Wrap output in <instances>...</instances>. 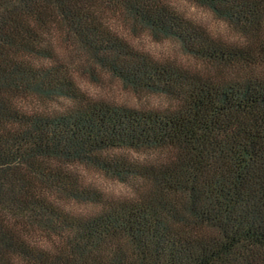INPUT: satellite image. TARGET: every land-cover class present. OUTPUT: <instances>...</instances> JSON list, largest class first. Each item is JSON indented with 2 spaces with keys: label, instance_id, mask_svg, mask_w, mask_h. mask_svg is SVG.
Listing matches in <instances>:
<instances>
[{
  "label": "trees",
  "instance_id": "obj_1",
  "mask_svg": "<svg viewBox=\"0 0 264 264\" xmlns=\"http://www.w3.org/2000/svg\"><path fill=\"white\" fill-rule=\"evenodd\" d=\"M182 1L235 40L172 0H0V264H264V0ZM75 72L170 106L89 97Z\"/></svg>",
  "mask_w": 264,
  "mask_h": 264
},
{
  "label": "rangeland",
  "instance_id": "obj_2",
  "mask_svg": "<svg viewBox=\"0 0 264 264\" xmlns=\"http://www.w3.org/2000/svg\"><path fill=\"white\" fill-rule=\"evenodd\" d=\"M174 6L186 15L189 19L194 21L196 24L207 29L214 37L234 41L235 38L229 33L225 25L220 21L216 20L207 11L194 7L191 4L182 0H172ZM124 34V33H123ZM129 41L136 48L148 52L154 57L160 59H169L176 61L182 66L192 69L195 67V63L182 56L177 47L170 42H154L147 35L143 34L141 36L128 37ZM75 78L81 90L92 98H99L109 102H113L119 105H126L141 109H164L169 107L168 102L162 98L154 96H144L135 97L127 90H125L120 84L109 81L105 77L100 76L98 80H90L89 78L79 75L75 72ZM60 107V105H58ZM139 160L146 161V157H137ZM150 159V157L148 158ZM79 173L83 178L84 182L89 184L91 187L101 191L106 197L117 198L124 197L131 194L129 188L110 181L96 173L86 171L84 169H79ZM72 208L84 210L85 207H75ZM90 210V209H89Z\"/></svg>",
  "mask_w": 264,
  "mask_h": 264
}]
</instances>
